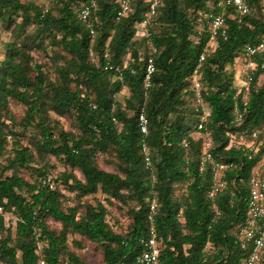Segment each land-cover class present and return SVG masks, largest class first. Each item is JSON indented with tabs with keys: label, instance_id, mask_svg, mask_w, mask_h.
Segmentation results:
<instances>
[{
	"label": "trees",
	"instance_id": "16d2710c",
	"mask_svg": "<svg viewBox=\"0 0 264 264\" xmlns=\"http://www.w3.org/2000/svg\"><path fill=\"white\" fill-rule=\"evenodd\" d=\"M51 1L46 6L0 0V33L9 31L0 61V264H88L71 250V234L99 245L106 264H131L141 250L153 198L161 264H238L246 251L235 241L236 227L246 216L249 180L264 155V145L256 152L241 144L240 130L264 125V70L237 85L234 66L245 44L264 42V0H247L250 12L242 16L228 9V37L207 51L199 70L208 19L221 11L218 0H161L145 36L135 24L144 17L146 0H133V10L121 18L120 0H97L89 19L94 33L79 16L85 0ZM35 50L50 57L49 67L36 61ZM150 57L156 70L146 89ZM196 70L210 89L203 131H211L215 158L231 165L226 187L214 197L208 196L213 167L200 170L205 138L202 131L194 135L203 114L194 102ZM124 89L122 102L118 95ZM10 100L25 106L19 124L37 132L36 152L7 122L15 117ZM235 102L242 123L235 118ZM143 108L146 134L138 120ZM54 115L73 117L75 131L61 128ZM143 143L151 152L150 167ZM98 153L112 154L117 170L101 168ZM46 155L62 159L82 177L66 170L56 187L44 184L50 169L35 164ZM178 185L184 191L177 193ZM63 189L79 202L69 205ZM99 192L108 204L129 206L125 231L109 222L104 201H82ZM4 213L17 217L15 231L6 226ZM50 220L60 228H52Z\"/></svg>",
	"mask_w": 264,
	"mask_h": 264
},
{
	"label": "built area",
	"instance_id": "2783aa9c",
	"mask_svg": "<svg viewBox=\"0 0 264 264\" xmlns=\"http://www.w3.org/2000/svg\"><path fill=\"white\" fill-rule=\"evenodd\" d=\"M146 2L148 8L144 13V17L135 24L137 33L142 36L149 34L161 0H146ZM132 3L133 0H120V8L117 11V16L121 18L131 12L133 10ZM97 4V0H85L83 5L79 8V16L88 24L91 33H94V29L91 23H89V19L92 10L97 7ZM218 5L221 11L208 19L206 30L209 33V39L199 58L198 70L206 58L207 51L217 49L219 47V40L228 37L229 27L225 14L228 9L230 7L235 8L240 16L250 12V5L247 0H218ZM105 55L107 56V52ZM240 62L243 65V71H241L239 78L243 84L245 79H251V75L256 69L260 68L264 70V42L245 44ZM155 70L156 65L154 59L150 57L145 66L143 81L146 89H149L152 85V76ZM193 90L196 109L198 110L199 107H201L203 110L202 117H200V122L197 125L198 131H202L205 135L204 148L200 159V170L203 171L208 166L213 167L214 175L211 187L208 191V196L214 197L226 187L227 183L224 179L225 171L229 169L231 165L228 162H222L215 158L212 153L214 146L212 144L211 131H203L205 122L210 114V107L205 103L204 97L206 94L210 93V89L208 88L207 80L204 79L197 70L193 76ZM235 112L238 115V117H235L236 120L242 123L244 117H242V113L239 111L237 102H235ZM138 120L141 132L144 134L148 133L149 118L144 108L140 111ZM240 135L241 138L247 136L251 138L247 143L241 141V144L246 143L247 146H252L256 152L260 150L261 145H264V125L251 129L243 128ZM185 146H188V142H185ZM141 153L146 166L150 167L152 163L151 152L146 143L142 144ZM44 183L51 188L54 187L51 176L46 177ZM157 213L158 202L154 198L149 204L147 232L141 236L139 240L141 250L137 253L134 262L131 264H161V248L158 242V231L156 226ZM235 235L237 245L246 251V256L242 258L238 264H260L264 253V155L259 164L256 165L249 180L246 216L244 220L237 225Z\"/></svg>",
	"mask_w": 264,
	"mask_h": 264
},
{
	"label": "rangeland",
	"instance_id": "374dc122",
	"mask_svg": "<svg viewBox=\"0 0 264 264\" xmlns=\"http://www.w3.org/2000/svg\"><path fill=\"white\" fill-rule=\"evenodd\" d=\"M25 1V0H24ZM40 3H43L46 6H49L52 4L51 0H37ZM264 2V1H263ZM9 37V31H6L5 29H1L0 33V61L5 56V49L3 46L2 41H6ZM34 57L37 62L45 63L46 67H49L51 64L50 57L46 56L44 51L42 50H35L34 51ZM235 71V84L240 85L241 80L239 78V75L241 74V71H243V65L240 62V59L237 61V63L234 66ZM53 76V75H52ZM240 83V84H239ZM128 94L127 89H124L119 95L118 98L123 102L124 97ZM10 114L14 115L13 122L10 120H7V122L10 123L12 127L16 131H18L21 135H25L22 137V142L24 145H29L34 151V145H33V137L36 135L37 132H35L34 129L30 128L28 130H24L23 126L20 123V121L23 119L24 113H25V106L15 100H10ZM55 116V115H54ZM56 119L59 123V126L65 130H73L75 131V127L73 124V117H53ZM238 123V122H237ZM241 132V130H240ZM194 135L198 137L199 131L197 130ZM204 135V134H203ZM205 138V135H204ZM241 141H244L247 143V140L244 138L240 139ZM205 143V141H204ZM36 152V151H35ZM7 155H11L9 152ZM36 155V153H35ZM114 159L112 154H106V153H98L97 154V162L98 165L106 170L114 171L117 170V167L115 166L114 162H112ZM0 161L3 162L4 158H0ZM46 164L48 166L49 170V176L52 177V180L54 182V187L57 186L58 181H60V176L64 171H73L76 173L79 177H82L79 170H72L68 164H66L62 159H59L53 155H46L42 159L38 158V161L35 165L37 166H43ZM26 169H22L21 173L28 179H30V174H27ZM8 173H11L10 171ZM51 173V174H50ZM35 175H33L34 177ZM44 183V180H43ZM45 184V183H44ZM58 187H62V185L58 184ZM184 187L179 186L176 188L177 193L184 191ZM63 192L66 193L70 197V200L67 202L69 205H75L79 201L75 198L73 193H70L63 189ZM154 199V198H153ZM97 200L104 201V195L99 192L95 195H89L86 198H83L82 201L86 202H92L95 203ZM158 202V201H157ZM104 203L107 205L109 213H108V219L109 222L113 225L114 229L116 231H125L127 229L128 224L130 223L131 219L129 217V206L124 205L119 201H114L113 204H108L104 201ZM2 209L0 210V213ZM3 214V213H2ZM6 226H11L12 231H15L16 221L17 217L13 215L12 213H4ZM50 226L52 228L59 229L60 224L57 222H54L52 220L49 221ZM69 246L71 250L76 252L84 261H86L88 264H106L103 259V250L101 247L95 243H92L91 241L83 238L79 234H71L69 235ZM76 241H81L82 247H79L76 243ZM42 243H40L39 252L41 253Z\"/></svg>",
	"mask_w": 264,
	"mask_h": 264
}]
</instances>
